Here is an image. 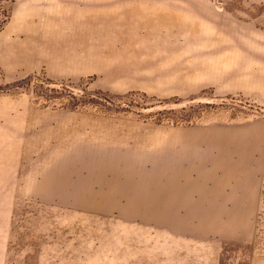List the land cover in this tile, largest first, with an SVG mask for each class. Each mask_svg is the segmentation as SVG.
<instances>
[{
    "label": "rangeland",
    "instance_id": "374dc122",
    "mask_svg": "<svg viewBox=\"0 0 264 264\" xmlns=\"http://www.w3.org/2000/svg\"><path fill=\"white\" fill-rule=\"evenodd\" d=\"M44 1L58 52L0 61V264H264V0H207L237 39L167 0H140L141 36L81 37L111 25L76 15L137 0Z\"/></svg>",
    "mask_w": 264,
    "mask_h": 264
},
{
    "label": "crops",
    "instance_id": "0c3cea01",
    "mask_svg": "<svg viewBox=\"0 0 264 264\" xmlns=\"http://www.w3.org/2000/svg\"><path fill=\"white\" fill-rule=\"evenodd\" d=\"M44 2V0H19V5L13 7L11 16L0 30V61L11 77H20L25 73L37 69L41 64L46 62L47 53L54 54L57 51L53 49L57 48V45L54 44L55 40L47 41L48 37L53 38L56 34L53 35L52 31L46 28V21H60L65 18L61 15L60 9H54L52 6L46 7L44 4H41ZM115 4L117 3L112 5ZM165 4L167 12L164 16L161 15L162 18L160 17V20L168 21L173 19L172 8H174L175 4L183 7V14L197 11L199 24L210 27L214 31L212 34L213 38L218 36L217 31H226L229 38L235 39L238 37L239 30L241 32L244 30L246 37H248L249 31L250 34L252 33V27L249 24L239 23L237 19L216 11L207 0L178 1L177 3L173 0H167ZM104 5L110 4L105 2ZM123 6L134 9L132 15L128 16L124 14L121 11ZM157 6L158 4L155 1L150 2L148 7L152 9L157 8ZM142 7L143 5L140 0H137L116 5L111 9H93L87 14H78L75 19L83 21L84 18H90L96 22H108L111 25V29L107 25V29H76L73 32L80 33L81 37H88L90 36L89 34H93L118 39L120 36L124 37L126 35L125 29L128 27L132 31H137L133 32V35L141 36L140 27L142 25H153L160 21L156 15L157 12L152 13L153 11H151L149 14L146 13L144 15L141 12H136V9ZM186 19V16H183V24H185ZM118 26H121V28ZM75 45H84V48L89 53L95 47L96 49H107L109 47L108 43L93 44L77 42Z\"/></svg>",
    "mask_w": 264,
    "mask_h": 264
}]
</instances>
